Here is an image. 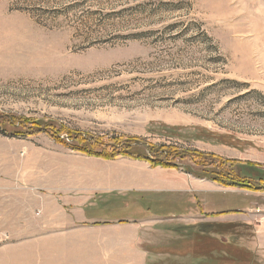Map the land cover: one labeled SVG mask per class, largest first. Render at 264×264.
Returning <instances> with one entry per match:
<instances>
[{"label": "rangeland", "instance_id": "obj_1", "mask_svg": "<svg viewBox=\"0 0 264 264\" xmlns=\"http://www.w3.org/2000/svg\"><path fill=\"white\" fill-rule=\"evenodd\" d=\"M121 143L148 161L73 149L111 155ZM256 154L264 0H0V264H44L59 236L83 239L84 256L96 249L85 244L104 231L40 229L52 220L33 207L75 181L93 195L86 217L105 219L84 227L143 221L146 264H264V195L253 194L264 190L209 178H264ZM139 168L228 191L146 193L103 180L124 187Z\"/></svg>", "mask_w": 264, "mask_h": 264}, {"label": "crops", "instance_id": "obj_2", "mask_svg": "<svg viewBox=\"0 0 264 264\" xmlns=\"http://www.w3.org/2000/svg\"><path fill=\"white\" fill-rule=\"evenodd\" d=\"M260 52V51H258ZM254 161L256 163H264V156L254 155ZM153 176L151 179L142 178L141 173H147L141 168L138 169L137 175H127L126 181L129 182L124 187L112 182L114 176L109 175L103 178L107 185H110L111 189H123L127 191H145L146 193H189L190 191H197L201 193H211L212 191L227 190L222 188L216 183L208 180H195L191 179L184 173L163 170L160 168L150 169ZM94 183L90 186V189L99 187V177L95 176ZM3 180L0 178V192L2 188ZM71 188H67L66 184H60L54 189V194H41L37 197L34 205L39 211V214L43 216L51 217L52 222L48 226H44L40 229L48 231L69 232L70 236H76L82 229H88L93 232L104 231L101 238H95L88 240L92 243L85 244L87 247H94L95 250H91L86 256L83 253V239L81 238H65L59 236L58 239H54L51 247H57V256H52L49 260L45 258L44 264H146L148 262V254L139 244V232L142 220L132 221L128 220L126 223L112 222L106 224L107 226H86L85 224H95L105 219L89 218L86 217V207L93 206L95 202L90 201L93 195H83V182H72ZM105 184V183H104ZM113 186V187H112ZM220 187V189H219ZM89 189V190H90ZM103 189V188H102ZM88 190V189H87ZM195 191V192H196ZM260 197L264 195V192L253 193ZM260 198H263L261 196ZM257 207L259 209L257 213L264 211V204ZM255 209V211H256ZM254 210V209H253ZM201 210L199 209V212ZM262 215V214H258ZM258 215H251L258 216ZM188 216V215H187ZM230 214L224 213L219 218L222 223H232L233 220ZM127 219V218H126ZM121 220V219H120ZM259 241H263L264 245V227L258 232ZM28 264V263H27ZM34 264V263H32Z\"/></svg>", "mask_w": 264, "mask_h": 264}, {"label": "trees", "instance_id": "obj_3", "mask_svg": "<svg viewBox=\"0 0 264 264\" xmlns=\"http://www.w3.org/2000/svg\"><path fill=\"white\" fill-rule=\"evenodd\" d=\"M34 125H29V128H30V131L29 133H31V131H34L32 130L31 128H33ZM37 128V129H36ZM36 130L39 131L41 129H44V128H40L39 126H36ZM42 131V130H41ZM76 139H79L78 137H75ZM91 140V139H90ZM119 144V143H118ZM127 145V146H126ZM131 145L129 144H125V143H121L120 146H118V149L120 148V150H115V152L111 155H105L103 154L102 152H95L94 150L92 149H87V148H82L81 147H77V148H73V149H76V150H79L81 152H84L88 155H93V156H97V157H103V158H106V159H109V158H114L120 154H123V155H126V156H129L133 159H142V160H145V161H148L146 159L145 156H140V155H135V152H131V150H129V147ZM145 157V159H144ZM152 166H159L161 165V163H157V165L155 164H152L150 163ZM162 167H169V168H174L175 166H167V165H161ZM251 166V164H250ZM231 174V178L230 180H226L225 178H222V179H218V177L216 176H209L210 179L218 182V183H221L223 184L224 186H230V185H234V186H239V187H243V188H247V189H250L252 191H263L264 190V178H256V180H248V179H244L242 177H239L236 173H230ZM264 177V176H262Z\"/></svg>", "mask_w": 264, "mask_h": 264}]
</instances>
